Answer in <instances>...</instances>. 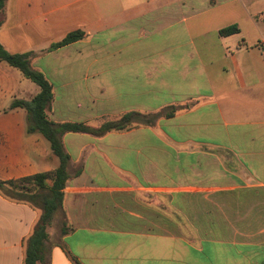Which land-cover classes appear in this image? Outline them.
<instances>
[{"label":"crops","instance_id":"0c3cea01","mask_svg":"<svg viewBox=\"0 0 264 264\" xmlns=\"http://www.w3.org/2000/svg\"><path fill=\"white\" fill-rule=\"evenodd\" d=\"M74 31L83 39L49 50ZM263 39L264 0H7L0 44L32 53L52 122L98 128L188 107L62 137L70 230L46 240L48 264H264ZM39 92L0 61V182L59 166L26 111L10 109ZM42 213L0 194V264H25Z\"/></svg>","mask_w":264,"mask_h":264},{"label":"trees","instance_id":"16d2710c","mask_svg":"<svg viewBox=\"0 0 264 264\" xmlns=\"http://www.w3.org/2000/svg\"><path fill=\"white\" fill-rule=\"evenodd\" d=\"M6 2L7 0H0V13L5 7ZM236 31L237 29L235 27H229L221 30L220 33L222 35H229ZM83 37L84 33L82 31L71 32L60 42L53 44L49 50H56L67 46L83 39ZM31 57L32 53L10 54L0 44V61L18 69L25 78L29 79L40 88V92L32 100H15L11 104L10 109L22 108L26 111L28 133L41 134L50 143L52 153L59 160V166L53 172L39 173L16 181L0 182V194L14 201L29 203L42 210V216L37 222L32 235L26 242V255L24 262L25 264H44L43 255L46 248L45 242L48 239L46 230L54 213L63 207V190L71 178L68 173L70 157L65 151L62 137L69 132L87 133L101 137L113 131L130 130L136 126V124L153 126L162 116L170 118L178 110L186 109L188 107L173 106L165 113L141 114L139 112H129L119 119L106 120L98 128L77 123L57 124L49 120L48 117V111L50 110L53 101L52 86L41 72L36 71L31 67ZM6 186L11 188H19L21 186L30 191L47 189L49 194L48 196L43 197L41 204H39L34 201L35 196L29 195L28 193L2 192V189ZM69 230L70 229L65 222L61 230V235H66Z\"/></svg>","mask_w":264,"mask_h":264},{"label":"rangeland","instance_id":"374dc122","mask_svg":"<svg viewBox=\"0 0 264 264\" xmlns=\"http://www.w3.org/2000/svg\"><path fill=\"white\" fill-rule=\"evenodd\" d=\"M56 161H57V163H59V160L57 157H56ZM48 187H49V185H48ZM2 192H4V193H12V192L13 193L14 192L28 193L29 195L35 196L34 201L36 203H39V204H41L42 198L45 196H48V194H49V191L47 189L30 191V190L22 188L21 186L19 188H13V187L11 188V187L6 186L2 189ZM64 216L65 215L63 214L61 209L54 213L53 218H52V220H51V222L47 228V234H48L47 240L49 241V245H51L53 242H55L58 234L61 233L63 224L66 222V219ZM48 252H49V247H47V249L45 248V252L43 255V258H44L43 263L44 264H48Z\"/></svg>","mask_w":264,"mask_h":264},{"label":"built area","instance_id":"2783aa9c","mask_svg":"<svg viewBox=\"0 0 264 264\" xmlns=\"http://www.w3.org/2000/svg\"><path fill=\"white\" fill-rule=\"evenodd\" d=\"M260 49H261V52L263 53L264 55V39L261 41L260 43Z\"/></svg>","mask_w":264,"mask_h":264}]
</instances>
